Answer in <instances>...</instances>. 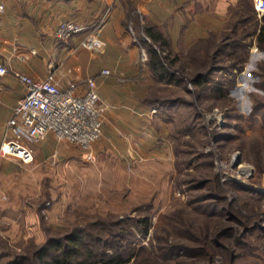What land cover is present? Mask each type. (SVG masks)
I'll return each instance as SVG.
<instances>
[{
    "label": "rangeland",
    "instance_id": "1",
    "mask_svg": "<svg viewBox=\"0 0 264 264\" xmlns=\"http://www.w3.org/2000/svg\"><path fill=\"white\" fill-rule=\"evenodd\" d=\"M201 1L185 3L183 21L195 29L188 44L181 42L186 24L178 35V27H157L168 41L165 51L176 57V78L166 83L151 74L142 97L168 147L153 160L155 175L146 185L136 165H120L110 152L95 160L62 154L19 168L5 197H45L44 209L35 218L3 220L0 264H37L35 254L48 239L76 229L96 254L138 251L128 264H264V51L251 34L264 14L254 0H236V34L225 31L230 39L222 40L214 0ZM128 25L147 60L149 47L160 50L145 34L147 16L134 13ZM212 68L206 87L191 82L194 72ZM143 217L150 220L145 237L137 225ZM165 238L175 250L161 251Z\"/></svg>",
    "mask_w": 264,
    "mask_h": 264
},
{
    "label": "crops",
    "instance_id": "2",
    "mask_svg": "<svg viewBox=\"0 0 264 264\" xmlns=\"http://www.w3.org/2000/svg\"><path fill=\"white\" fill-rule=\"evenodd\" d=\"M188 1L0 0L3 5L0 9V64L7 68V73L0 75V144L9 136L6 123L13 107L25 93L24 85L15 74L25 73L43 79L48 65L52 64L61 84L71 80L83 83L90 77L97 83V92L106 111L101 137L91 146L92 159L95 160L98 152H110L116 155L120 165L129 169L136 165L137 178L145 180L147 185L156 173L153 160L167 154L168 147L161 142V133L153 125L151 109L142 100L150 84L151 71L147 54L145 62L140 59L143 47L136 45L133 39L129 16L143 14L149 18V26L155 28L165 23L169 29L178 27V35L186 24L183 19L187 16L185 3ZM235 2L214 0L219 28L225 25L227 11ZM63 20H73L83 29L70 38L58 40L54 29ZM186 20L181 42L188 44L191 31L195 29H191L193 23ZM92 34L105 43L102 51L82 45L81 42ZM173 38L174 42L178 40L177 36ZM103 68L110 69L111 75H103ZM126 145L131 146L129 152L125 150ZM33 150L34 159L30 163L0 153V226L5 218H22L28 214L35 218L44 209L45 197H5L8 191L4 186L16 182L19 168L36 166L62 154L78 152L84 157L75 144L52 136L34 144ZM149 164L151 169L147 167Z\"/></svg>",
    "mask_w": 264,
    "mask_h": 264
},
{
    "label": "built area",
    "instance_id": "3",
    "mask_svg": "<svg viewBox=\"0 0 264 264\" xmlns=\"http://www.w3.org/2000/svg\"><path fill=\"white\" fill-rule=\"evenodd\" d=\"M253 5L258 14H264V0H254ZM82 29L73 20H63L55 27L54 36L64 40ZM81 43L95 51H102L105 47L96 34L89 35ZM141 57L146 58L143 49ZM6 73L7 68L0 64V75ZM101 73L109 75L110 71L103 68ZM15 75L24 85L25 93L17 100L6 123L9 136L0 144V153L30 163L34 159L33 145L52 136L75 144L85 158H92L91 146L101 137L106 110L95 79L90 77L83 83L71 80L61 84L52 64L48 65L43 79L25 73ZM154 112L151 109V113Z\"/></svg>",
    "mask_w": 264,
    "mask_h": 264
},
{
    "label": "trees",
    "instance_id": "4",
    "mask_svg": "<svg viewBox=\"0 0 264 264\" xmlns=\"http://www.w3.org/2000/svg\"><path fill=\"white\" fill-rule=\"evenodd\" d=\"M234 8L235 14H232V10ZM230 18L232 15L237 16L234 22H230V18L226 20L225 28L223 30L224 34H222V40H229L230 36L228 33L229 30L235 33L236 27L240 20L238 19L237 15V3L230 8ZM241 18V16H240ZM229 21V22H228ZM228 27V29H226ZM145 34L150 38L152 43L158 44L160 50H156L153 47H149V58L147 60L148 67L151 71L152 76L157 81H164L166 83H170L174 81L176 78L175 71L172 70L174 67V63L176 61V57L170 56V52H166V48L168 46V41L163 36V34L153 26H146L145 27ZM226 31V32H225ZM229 31V32H230ZM255 35V42L257 47L260 50L264 51V15L261 17L260 24L257 30L253 33ZM236 44V43H235ZM230 46V45H229ZM234 46H237L234 45ZM164 53V54H163ZM238 51H235V57H238ZM163 54V55H162ZM245 59L239 58L237 63L242 64ZM241 66V65H240ZM239 66V69L241 68ZM215 69H208L207 72H199L196 71L191 76V82L200 88L206 87L209 83L208 74L209 72L214 71ZM216 86V87H215ZM215 90L220 91V86L215 83ZM137 225L141 226L139 233L145 237L149 233V225L150 220L148 217H143L137 219ZM167 249L161 250L162 252H168L175 250L174 246L168 242L167 238L163 239ZM86 240L81 235L78 229L65 235L63 238H50L46 241L45 245L39 249L35 256L37 264H128L131 258H138V251L136 253H131L130 255H124L122 252L118 251L117 253H105L101 252L96 254L92 247L86 246ZM160 243L157 246H153L152 249L160 248ZM146 247H140L138 249H145ZM177 248V247H176ZM137 249V250H138ZM17 264V263H14ZM138 264V260H137Z\"/></svg>",
    "mask_w": 264,
    "mask_h": 264
},
{
    "label": "bare ground",
    "instance_id": "5",
    "mask_svg": "<svg viewBox=\"0 0 264 264\" xmlns=\"http://www.w3.org/2000/svg\"><path fill=\"white\" fill-rule=\"evenodd\" d=\"M246 171H248L247 168H241L240 169V172H246Z\"/></svg>",
    "mask_w": 264,
    "mask_h": 264
}]
</instances>
